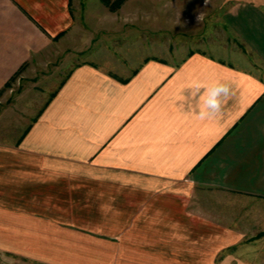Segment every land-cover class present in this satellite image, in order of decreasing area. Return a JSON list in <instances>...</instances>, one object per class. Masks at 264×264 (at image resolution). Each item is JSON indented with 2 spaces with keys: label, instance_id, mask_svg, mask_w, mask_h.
Instances as JSON below:
<instances>
[{
  "label": "crops",
  "instance_id": "obj_1",
  "mask_svg": "<svg viewBox=\"0 0 264 264\" xmlns=\"http://www.w3.org/2000/svg\"><path fill=\"white\" fill-rule=\"evenodd\" d=\"M77 2L0 0V94L84 17L111 26L101 0ZM171 2L151 9L185 14ZM220 4L235 47L203 26L174 49L141 38L155 51L137 58L97 51L108 66L79 62L26 133L0 138V264H264V0ZM217 80L233 94L201 121L192 85Z\"/></svg>",
  "mask_w": 264,
  "mask_h": 264
},
{
  "label": "rangeland",
  "instance_id": "obj_2",
  "mask_svg": "<svg viewBox=\"0 0 264 264\" xmlns=\"http://www.w3.org/2000/svg\"><path fill=\"white\" fill-rule=\"evenodd\" d=\"M127 1L122 0L121 3H118L120 5L115 10L107 6L111 12L103 17L106 18L105 20L108 19L111 26L105 25L101 31L96 28L94 30V27L89 28L84 17L83 28L76 33L75 38H71L67 43L66 41L58 42L47 53L37 56L23 68L15 80H12L4 88L0 95V138L14 141L26 133L29 125L41 115L51 95L65 83L71 69L79 62L89 58L108 66L106 62L91 57L97 51H100V54L102 51V54L105 53L106 56L116 55L117 58H122L123 55H132L137 58L146 52L154 53L155 51V49L151 50V47L145 50L144 45H141L142 42L139 41L141 38H148L149 43L154 42L157 38L160 39L163 34L167 44L173 45L171 49H174L173 39L184 40L196 32L205 33V30H202L203 26L206 30L211 29L209 40L235 47L233 37L218 24L219 20L216 16L215 4L219 6L224 0H131L126 3ZM171 1H174L180 11L185 14L168 13L163 16L164 20L162 21L161 15L156 14L151 8L158 5L168 6L169 2L172 3ZM81 2L83 3L84 0H78V7ZM204 3L208 5H204ZM140 7L142 8L140 9ZM143 7H149L150 14ZM158 17L159 20H157ZM172 19L176 20V24L180 26L173 29L168 24L164 25L162 32L155 30L157 21L166 24ZM182 24L189 25V29H182ZM184 34L186 36H183ZM92 39H94L93 43H91ZM85 40H87V44H85ZM167 49L169 50L170 46ZM184 51H187L186 47ZM211 53L215 52L211 51ZM219 55L233 63H239L232 56ZM235 262L234 259H231L228 264H236Z\"/></svg>",
  "mask_w": 264,
  "mask_h": 264
},
{
  "label": "clouds",
  "instance_id": "obj_3",
  "mask_svg": "<svg viewBox=\"0 0 264 264\" xmlns=\"http://www.w3.org/2000/svg\"><path fill=\"white\" fill-rule=\"evenodd\" d=\"M192 90L197 100V110L194 115L201 121L221 114L224 103L233 94L231 85L219 80L210 83L196 82L192 85Z\"/></svg>",
  "mask_w": 264,
  "mask_h": 264
},
{
  "label": "trees",
  "instance_id": "obj_4",
  "mask_svg": "<svg viewBox=\"0 0 264 264\" xmlns=\"http://www.w3.org/2000/svg\"><path fill=\"white\" fill-rule=\"evenodd\" d=\"M106 6H108L110 9H112V10H115V9H117V7L120 5V4H118V3H121L122 2V0H101ZM24 67V66H23ZM23 67H21V69L19 70V72H17L10 80H9V82L6 84V86L5 87H7L8 85H9V83L12 81V80H15L16 78H17V76L19 75V73L23 70ZM62 86V85H61ZM3 91H4V89H3ZM57 92H58V90L57 91H55L52 95H51V97H50V99L47 101V103L46 104H48V102L57 94ZM3 92H1V94H2ZM0 94V95H1Z\"/></svg>",
  "mask_w": 264,
  "mask_h": 264
}]
</instances>
